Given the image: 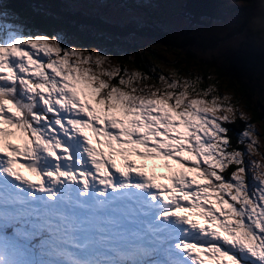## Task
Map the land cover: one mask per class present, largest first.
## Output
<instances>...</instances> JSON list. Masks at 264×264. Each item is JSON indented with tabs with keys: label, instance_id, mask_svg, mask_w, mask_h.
Masks as SVG:
<instances>
[{
	"label": "snow or ice",
	"instance_id": "1",
	"mask_svg": "<svg viewBox=\"0 0 264 264\" xmlns=\"http://www.w3.org/2000/svg\"><path fill=\"white\" fill-rule=\"evenodd\" d=\"M15 2L0 0V264H264V112L258 127L211 73L140 43L144 17L40 31Z\"/></svg>",
	"mask_w": 264,
	"mask_h": 264
},
{
	"label": "trees",
	"instance_id": "2",
	"mask_svg": "<svg viewBox=\"0 0 264 264\" xmlns=\"http://www.w3.org/2000/svg\"><path fill=\"white\" fill-rule=\"evenodd\" d=\"M168 1L176 3V7L181 11L176 13L183 14L187 18L186 24L181 27L182 29L175 30L173 26L166 28V22L169 20V17H161L158 21H153L154 19H158V15L152 14L150 21L154 27L145 35L144 39L153 41L154 46L160 44L167 48L171 45L178 52L182 60H189L192 65V71H199L205 76L211 73L217 78L218 84L221 81L224 82L225 84L223 85L227 88L226 92L232 93L235 98L240 100L242 106L251 110L250 115L259 126L260 114L264 112V109L260 110L258 103H255L254 100L255 97L258 98L264 105V77L260 71L256 69L250 72L245 68L236 66L234 59L226 55L225 52L220 54L219 50L209 41L198 40L194 32V25L201 16L211 17L213 22L220 19L223 20L225 17L224 7H231L234 13L247 15L245 19L250 17L249 10L247 14L248 8H235L232 3L236 4V2L220 0L219 6L212 0L209 2L196 0L195 3L190 2V0H107V3H100L99 0H95V2L76 3L77 5H74L75 3L65 4L60 2V0H38V2L36 0H16L13 7L19 10L24 17H28L41 31H53L59 28L61 21L66 18L77 17L86 20L88 23H96L98 18L109 14L111 12L109 10H122L131 14L145 13L148 15V12H151V9L148 7L150 4L157 3L162 5ZM246 3L250 6L252 5V0H246ZM104 4L107 6L103 7L102 5ZM253 13L255 17L252 24L254 30L257 32L258 39L260 31L262 32L263 29L259 24L260 20L256 12ZM193 16L196 17V20L190 23L189 18ZM189 23L192 25L190 29L187 28ZM247 29L248 31H253L251 27ZM246 33L247 31H245ZM193 41H195L194 44H192ZM88 42L90 41L85 40V43ZM196 42L199 44H196ZM206 42H209L213 51L207 57H200L197 53V49L200 48L199 46L208 50L210 49L207 47ZM105 46L112 47L113 45L106 44ZM193 47L195 50L192 49ZM182 49H187V51H181ZM189 52H191V56L188 55ZM161 58H163V54H161ZM212 60H216L218 64L212 66L210 63H207V61ZM256 92L259 97L254 96ZM262 128L264 130V127ZM30 261L31 264H43L39 256H34Z\"/></svg>",
	"mask_w": 264,
	"mask_h": 264
},
{
	"label": "rangeland",
	"instance_id": "3",
	"mask_svg": "<svg viewBox=\"0 0 264 264\" xmlns=\"http://www.w3.org/2000/svg\"><path fill=\"white\" fill-rule=\"evenodd\" d=\"M204 1L209 2L211 0H204ZM212 1L220 6V2H219L220 0H212ZM230 1L238 3L237 0H230ZM232 4L235 6V3H232ZM74 5H77V4L75 3ZM102 6L106 7L107 5L104 4ZM253 6H254V3L252 2V5H250L247 9V14L249 10V15H251L247 19H245L247 15L234 13L231 10V7H224L225 17L223 18V20L222 19L217 20L219 21V24L213 23L211 28H199V29L196 27L194 28V32L197 36V39L201 41H209L212 45L216 47L217 50H219L220 54L222 52H225L226 55H228L232 59H234L235 56L231 55L230 50H238V49H245V48L248 49L249 48L248 46L250 45L251 46L258 45V43H260L259 37L263 34V31L262 32L260 31L259 37L257 39V32L254 30V27L252 24L253 18L255 17V14L253 12H256ZM148 7L151 9V12H148V15L145 13L132 14V15L141 16L148 20H150L152 14L158 15V19H154L153 21H158L161 17L162 18L169 17V20L166 22V28L173 26L175 30L182 29L181 27L184 26L187 22V18L183 14L176 13V12H181V11L178 9V7H176V3H174L173 1H168L167 3L162 4V5L153 3V4H150ZM109 11L111 12L109 14H106L105 16H111L117 19L131 14L130 12H126L122 10H109ZM241 15L244 17L243 22H241V20L239 19ZM25 20L26 22H28L29 24L37 28L36 25L33 22H31L28 17H25ZM233 25H236V27L233 28ZM249 27H251L253 31H248L247 28ZM187 28L188 29L192 28V25L189 23ZM37 29L40 30L39 28ZM245 31H247L246 34H245ZM145 40H149V39H144L143 42L141 43H144ZM209 42H206L207 47L210 48L209 50L202 48L201 46H199L201 49L200 48L197 49L198 50L197 53L199 54L200 57H207L212 53L213 49L211 48V45H209ZM194 43L195 41H193L192 44ZM196 44H199V43L196 42ZM192 49L195 50L194 47ZM207 63H210V65L212 66H215V64H218L216 60L207 61ZM223 84L225 83L221 81L219 84V87L222 92H226L227 88ZM261 92H263V90H261ZM229 94L232 95V93H229ZM254 96L259 97L257 92L254 93ZM254 102L258 103L259 105L258 107L260 110L264 109L263 102L260 99L255 97ZM245 110L248 111L250 115L251 110L249 108H245ZM258 127H261V124ZM166 172H167V169L165 173Z\"/></svg>",
	"mask_w": 264,
	"mask_h": 264
},
{
	"label": "water",
	"instance_id": "4",
	"mask_svg": "<svg viewBox=\"0 0 264 264\" xmlns=\"http://www.w3.org/2000/svg\"><path fill=\"white\" fill-rule=\"evenodd\" d=\"M254 3V10L259 18V24L263 29V34L260 36V43L258 45L248 46V49L230 50L231 55H234V62L236 66L245 68L252 72L259 70L264 77V4L261 0H252Z\"/></svg>",
	"mask_w": 264,
	"mask_h": 264
},
{
	"label": "clouds",
	"instance_id": "5",
	"mask_svg": "<svg viewBox=\"0 0 264 264\" xmlns=\"http://www.w3.org/2000/svg\"><path fill=\"white\" fill-rule=\"evenodd\" d=\"M238 3H240L241 5L247 4L246 0H237Z\"/></svg>",
	"mask_w": 264,
	"mask_h": 264
},
{
	"label": "flooded vegetation",
	"instance_id": "6",
	"mask_svg": "<svg viewBox=\"0 0 264 264\" xmlns=\"http://www.w3.org/2000/svg\"><path fill=\"white\" fill-rule=\"evenodd\" d=\"M236 27V25H233V28H235ZM259 39H260V37H259Z\"/></svg>",
	"mask_w": 264,
	"mask_h": 264
}]
</instances>
